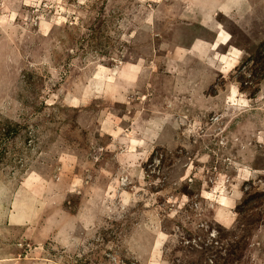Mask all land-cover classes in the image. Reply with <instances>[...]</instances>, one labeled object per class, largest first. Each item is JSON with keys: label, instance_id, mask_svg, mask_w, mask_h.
Returning <instances> with one entry per match:
<instances>
[{"label": "rangeland", "instance_id": "rangeland-1", "mask_svg": "<svg viewBox=\"0 0 264 264\" xmlns=\"http://www.w3.org/2000/svg\"><path fill=\"white\" fill-rule=\"evenodd\" d=\"M0 264H264V0H0Z\"/></svg>", "mask_w": 264, "mask_h": 264}, {"label": "crops", "instance_id": "crops-1", "mask_svg": "<svg viewBox=\"0 0 264 264\" xmlns=\"http://www.w3.org/2000/svg\"><path fill=\"white\" fill-rule=\"evenodd\" d=\"M228 3H230V2H228ZM221 8H222V7H221ZM221 12H222V10H221ZM223 13H224V12H223ZM222 39H223L222 34L219 32V30H217V31H216V36H215V41H214V42L219 41V43H220V41H223Z\"/></svg>", "mask_w": 264, "mask_h": 264}, {"label": "trees", "instance_id": "trees-1", "mask_svg": "<svg viewBox=\"0 0 264 264\" xmlns=\"http://www.w3.org/2000/svg\"><path fill=\"white\" fill-rule=\"evenodd\" d=\"M248 202V201H247ZM246 202V203H247ZM241 205H242V203L241 204H239L238 206H236L237 207V209H238V212H241Z\"/></svg>", "mask_w": 264, "mask_h": 264}]
</instances>
